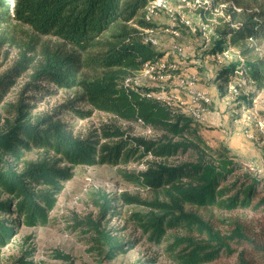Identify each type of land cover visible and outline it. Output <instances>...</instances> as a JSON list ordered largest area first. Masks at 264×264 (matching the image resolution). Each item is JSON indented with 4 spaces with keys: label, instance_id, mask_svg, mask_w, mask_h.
<instances>
[{
    "label": "trees",
    "instance_id": "16d2710c",
    "mask_svg": "<svg viewBox=\"0 0 264 264\" xmlns=\"http://www.w3.org/2000/svg\"><path fill=\"white\" fill-rule=\"evenodd\" d=\"M236 1L241 4L245 0ZM151 2L0 0V19L4 18L2 14L12 15L36 32L55 36L72 47V51H67L45 44L33 79L79 86L82 99L95 108L161 133L145 138L128 134L119 126L104 125L99 138L81 136L56 115L32 119L27 104L18 99L12 117L3 118V122L0 118V192L7 197L0 200V212L17 215L13 223L0 218V248L10 241L14 223L47 224L61 181L72 175L71 166L108 164L117 167L122 178L150 191L151 198L128 192L121 193L120 198L125 204L145 207L133 211L130 220L149 242L162 244L165 255L174 264H213L223 254H233L234 243L250 247L240 251L237 264H264V244L242 226L222 233L199 211L256 208L263 199L254 201L259 188L264 187L263 179L248 173L236 175L239 164L228 150H214L207 145L194 126L195 118L122 85L126 76L143 69L146 62L162 57L141 40L133 25H149L145 11ZM262 11L243 12L239 25L226 27L223 35L229 34L233 44L249 38L263 39ZM235 13L233 10L232 14ZM223 44L219 40L212 51H223ZM252 51L253 48H245L241 53L247 55ZM85 63L100 73L91 79H78L77 72ZM240 69L243 76L264 87V56L230 63L222 69V75L239 73ZM7 73L0 78V103L10 81L6 79ZM32 151L39 152L38 156L27 158ZM149 154L154 159L146 161V169L126 167ZM183 155L187 160L169 162ZM113 201L110 193L96 190L92 203L98 214L73 218V227L90 234L86 236V244L92 243L90 249H99L108 259L132 247V241L123 242L103 224L114 209ZM53 256L61 264H75L68 253L56 250Z\"/></svg>",
    "mask_w": 264,
    "mask_h": 264
},
{
    "label": "rangeland",
    "instance_id": "374dc122",
    "mask_svg": "<svg viewBox=\"0 0 264 264\" xmlns=\"http://www.w3.org/2000/svg\"><path fill=\"white\" fill-rule=\"evenodd\" d=\"M233 10L235 14H232ZM245 11L248 14L264 12V0H258V3L245 0L241 4L236 0H163L160 5H155L150 14L146 8L145 20L149 25L142 27L135 22L133 25L141 40L160 52L162 57L152 60L156 63L150 75L143 76L139 70L125 77H134L130 85H125V79L122 85L143 95L164 93L165 89L174 98L172 106L192 116L191 96L194 92L182 84L196 78L195 88L207 92L211 99L201 120L194 122L200 136L212 149L228 150L240 166L236 175L248 173L264 181V87L243 76L242 69L239 73L222 75V69L230 63L242 62L256 55L264 56V38H249L233 44L229 34L223 35L226 27L239 25ZM1 17L4 18L0 19V78L8 72L6 79L10 80L6 83L8 89L0 103L1 122L7 116L12 117L13 105L21 99L27 104L26 110L32 119L56 115L69 125L73 133L81 136L99 138L104 125L119 126L133 136H160V132L152 131L142 123L129 122L95 108L82 99V88L79 86H59L48 79H33L45 44L67 51H72V47L55 36L36 32L12 15L2 14ZM261 18L264 19V13ZM219 40L224 43V49L214 53L212 50ZM245 48H253V51L244 55L241 50ZM29 58L30 61H27ZM98 73L100 70L85 63L79 68L77 78L91 79ZM177 85L185 87L187 93H182ZM190 106L192 108L189 109ZM213 113L221 115V118L212 121ZM38 154L32 151L26 157L36 158ZM153 159L149 154L126 167L144 170L146 161ZM185 160L187 157L183 155L173 157L169 162ZM71 167L72 175L61 181L62 187L55 207L48 212L47 224L27 226L14 223L10 241L0 248V264H61L62 261L53 256L56 250L70 254L75 264H174L165 255L163 245L149 242L130 220L133 211L145 210V207L125 204L120 198L123 192L151 198L148 189L122 178L115 166L95 164ZM99 189L114 198V209L103 220L104 226L123 242L132 241V247L128 246L126 252L112 259L105 258L104 252L99 249L91 250L92 243L86 244V236L90 234L73 227L76 215L98 214L92 198ZM259 190L254 201L263 199L256 208L199 211L222 233L240 225L247 234L264 244V187ZM6 198L0 192V200ZM0 218L13 223L17 215L0 212ZM233 246L236 248L233 254H223L213 264H237L240 251L250 249L236 243ZM246 255L250 257L251 254L248 252Z\"/></svg>",
    "mask_w": 264,
    "mask_h": 264
},
{
    "label": "bare ground",
    "instance_id": "6f19581e",
    "mask_svg": "<svg viewBox=\"0 0 264 264\" xmlns=\"http://www.w3.org/2000/svg\"><path fill=\"white\" fill-rule=\"evenodd\" d=\"M162 1L163 0L152 1L147 7L148 13L150 14V11L153 10L155 5H160ZM155 63H156V61L155 62H152V61L146 62L143 69H141L139 71V73H141L143 76L150 75L151 72L155 69ZM149 64H151L150 70H149ZM161 67H163V65ZM195 77H197V76H195ZM132 78L134 79V77L125 78V85H127V86L130 85ZM195 80H196V78H194V79L190 78L189 80H187V85L191 86V91L193 90L192 92H194L191 96V102L193 104V109L191 110V115L196 120H200L202 114L206 111V107H208L207 104L211 101V99L207 95V92L202 91V90H198L195 88V86H194L196 83ZM146 96L151 97L157 101H160V102H162L168 106L173 107L172 103H173L174 98L172 99V96H170L169 93H166L165 97H164V93L146 94Z\"/></svg>",
    "mask_w": 264,
    "mask_h": 264
},
{
    "label": "crops",
    "instance_id": "0c3cea01",
    "mask_svg": "<svg viewBox=\"0 0 264 264\" xmlns=\"http://www.w3.org/2000/svg\"><path fill=\"white\" fill-rule=\"evenodd\" d=\"M183 73H185V72H183ZM186 74H187V73H186ZM191 74H192V73H191ZM180 84H182V83H180ZM182 85H183V86H186L187 88H189V90H190V92H191V86H189V85H187V84H182ZM196 85H197V84H196ZM176 87H177V89H179L182 93H184V94L187 93V90H186L185 87H182V88H181L179 85H177ZM195 87H196V86H195ZM174 91H175V90H174ZM176 93H177V97H179V99H180L181 96L179 95V93H178L177 91H176ZM180 100H181V99H180ZM190 108H192V106H190L189 109H190ZM189 109H188V110H189ZM213 115H214L213 118H210V119H213L212 121H216V120L218 121V120L221 118V115H220V116H217L216 113H213ZM215 115H216V116H215ZM216 117H217V118H216Z\"/></svg>",
    "mask_w": 264,
    "mask_h": 264
},
{
    "label": "built area",
    "instance_id": "2783aa9c",
    "mask_svg": "<svg viewBox=\"0 0 264 264\" xmlns=\"http://www.w3.org/2000/svg\"><path fill=\"white\" fill-rule=\"evenodd\" d=\"M150 68H151V64H149V70H150ZM149 91V90H148ZM166 96V90L164 89V97ZM202 118V117H201ZM201 118H200V120H201Z\"/></svg>",
    "mask_w": 264,
    "mask_h": 264
}]
</instances>
